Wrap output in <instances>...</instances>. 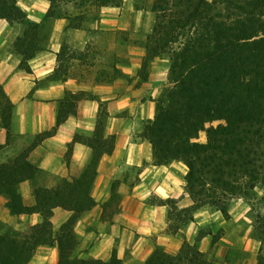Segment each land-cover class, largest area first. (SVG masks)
I'll return each mask as SVG.
<instances>
[{"label": "crops", "instance_id": "crops-1", "mask_svg": "<svg viewBox=\"0 0 264 264\" xmlns=\"http://www.w3.org/2000/svg\"><path fill=\"white\" fill-rule=\"evenodd\" d=\"M18 5L23 20L0 17V163L36 168L13 185L23 207L35 206L41 190L91 178L74 195L95 204L76 215L71 257L144 264L156 248L175 254L184 240L194 244L202 229L197 247L209 261L257 264L261 241L251 234L250 206L242 199L228 215L200 208L186 226L169 229L163 201L177 199L178 208L192 204L185 191L188 167L182 161L156 164L143 136L167 85V67L153 61L141 72L147 33L141 40L140 14L124 13L132 3L95 6L93 15L63 2L49 16V0ZM7 202L0 193V234L16 233L20 240L43 223L40 212L13 213ZM73 214L53 208L51 239ZM59 257L56 240L42 242L29 264H58Z\"/></svg>", "mask_w": 264, "mask_h": 264}, {"label": "trees", "instance_id": "trees-1", "mask_svg": "<svg viewBox=\"0 0 264 264\" xmlns=\"http://www.w3.org/2000/svg\"><path fill=\"white\" fill-rule=\"evenodd\" d=\"M18 1L0 0V17L23 20L26 14ZM49 1L46 16L60 12L63 2L85 9L122 2ZM148 4L153 20L141 72H147L151 57L166 59L169 85L161 91L143 136L152 145L156 164L182 161L187 165L185 191L192 200L191 206L183 208H178L177 199L163 201L171 220L169 229L175 233L179 225L186 226L200 208L228 215L238 199L252 211L256 203L264 204V0H150ZM21 49L28 52L27 47ZM5 107L9 111L12 104L6 102ZM201 132L206 134L204 142L198 140ZM35 169L28 163H0V193L7 195L10 210L38 211L44 218L20 240L16 233L0 234V264H29L38 244L53 245L55 240L58 264H124L114 256L107 261L71 257L76 215L95 204L90 197L74 195L91 178L41 190L35 206L23 207L13 185ZM56 206L75 214L51 239L49 219ZM254 217L253 232L261 241L257 264H264V215L257 211ZM204 234L199 230L194 244L184 240L175 254L156 248L144 264H214L197 247Z\"/></svg>", "mask_w": 264, "mask_h": 264}, {"label": "rangeland", "instance_id": "rangeland-1", "mask_svg": "<svg viewBox=\"0 0 264 264\" xmlns=\"http://www.w3.org/2000/svg\"><path fill=\"white\" fill-rule=\"evenodd\" d=\"M127 2H131L132 5H133V8L132 9H125L124 13L128 16H132L133 14L135 13H138L142 16L143 18V21H142V29L140 30L141 34H142V37H141V40L142 38H144L145 34L149 33L150 31V26H151V23H152V20H153V14L151 11H149V7H148V3H150V0H122L121 4L123 6H125V4L127 5ZM138 7H136L137 5ZM90 9H92V12H93V15H95V6H92ZM147 28L148 29V32L147 31ZM153 61H158L159 64H164L166 67H167V60L166 59H163L161 57H151L148 61H147V67L149 68ZM169 83L167 82V85L168 86ZM165 86V87H166ZM217 122H215L214 124H216ZM201 136H204V133H200L199 134V138ZM198 138V140L200 141V139ZM254 209H252V211H250L247 215V223L248 224H252V227H253V224H254V221H255V213L258 211L260 212L261 214L264 215V204L262 203H256L253 207ZM254 210V211H253ZM180 227V225H179ZM253 229V228H252ZM217 233L219 234L220 233V229L217 231ZM254 234V232H252L251 230V234ZM252 234V235H253ZM255 235V234H254Z\"/></svg>", "mask_w": 264, "mask_h": 264}]
</instances>
